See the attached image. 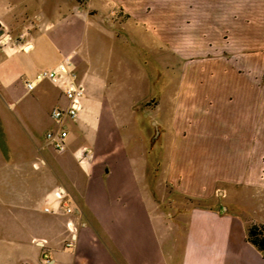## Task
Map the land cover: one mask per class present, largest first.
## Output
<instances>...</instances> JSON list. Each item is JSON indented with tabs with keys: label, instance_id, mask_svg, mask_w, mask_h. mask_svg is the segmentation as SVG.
<instances>
[{
	"label": "crops",
	"instance_id": "crops-1",
	"mask_svg": "<svg viewBox=\"0 0 264 264\" xmlns=\"http://www.w3.org/2000/svg\"><path fill=\"white\" fill-rule=\"evenodd\" d=\"M116 2L160 29L169 53L161 69L169 184L198 201L214 199L219 184L228 197L250 189L264 212V0H161L160 15L149 13L153 0H0V32L13 38L0 53V109H19L17 122L27 125L45 106H66L50 82L32 92L26 82L70 55L86 84L84 111L66 123L68 148L60 155L71 166L60 185L42 196L38 182L25 180V167L10 181V166H0L7 174L0 180V264H264L247 239L250 218L236 212L194 209L182 238L180 230L161 233L113 99L120 91L100 74L132 72L127 61L108 58L110 43L94 35L96 14ZM85 146L94 156L80 165L76 153ZM58 187L72 213L55 199Z\"/></svg>",
	"mask_w": 264,
	"mask_h": 264
},
{
	"label": "rangeland",
	"instance_id": "rangeland-1",
	"mask_svg": "<svg viewBox=\"0 0 264 264\" xmlns=\"http://www.w3.org/2000/svg\"><path fill=\"white\" fill-rule=\"evenodd\" d=\"M116 3L117 5L108 13L96 14L98 22L94 35L110 43L106 51L108 58L114 54L115 61L122 63L127 61L132 72L100 74L111 88L120 91L113 94V99L120 107L117 112L122 129L127 135L161 233L166 236L168 233L172 234L174 230H180L179 235L182 238L183 231L187 228L188 215L194 209L236 212L250 218L247 222L249 227L264 226L258 222L259 217L264 218V212L258 213L259 199L250 189L235 188L228 197L226 192L228 188L224 184H219L220 189L216 191L214 199L198 201L178 193L169 184L166 170L171 142L167 123L170 119L163 118L161 109L163 105L161 69L163 58L169 53L162 50L160 29L147 27L121 8L119 2ZM160 7L161 0H153L149 6V13L158 11L160 15ZM170 63L172 70L177 63L172 58ZM164 74L167 75V72ZM173 77L177 79L176 76H172L170 84ZM168 104L171 105V100L167 101L166 108ZM57 105L55 103L39 109L38 113L31 117L32 125L17 122L19 109H0V166H10L8 173L10 181L23 176L22 172L18 173L19 165L25 167V180L38 182L42 196L68 177L67 171L71 166V162L64 161L62 155L50 147L46 140L47 132L53 130V120L45 114L52 112L50 107L60 106ZM24 128H27L25 140L19 137ZM68 131L70 137V130ZM32 134L35 135L36 141L32 139ZM6 175L0 171V180L3 179L2 176L5 180Z\"/></svg>",
	"mask_w": 264,
	"mask_h": 264
},
{
	"label": "built area",
	"instance_id": "built-area-1",
	"mask_svg": "<svg viewBox=\"0 0 264 264\" xmlns=\"http://www.w3.org/2000/svg\"><path fill=\"white\" fill-rule=\"evenodd\" d=\"M13 38L6 29L0 32V53L9 48ZM48 81L58 87L68 104L64 107L55 108L52 111V119L58 123L57 130H51L46 134V140L54 150L59 154H64L68 148L69 131L66 123L68 121L77 120L84 111L83 99L86 94V84L81 78L74 56H67L64 61L55 69L41 71L35 80L26 82L27 89L32 92L41 82ZM94 156L93 149L90 147H82L76 153V160L80 165L88 164ZM54 197L61 202L68 213H72L73 209L69 206V194L63 187H58L54 191ZM46 212H50L48 207ZM38 246L44 247L46 242L43 240L35 241ZM69 247L74 246V241L68 244Z\"/></svg>",
	"mask_w": 264,
	"mask_h": 264
},
{
	"label": "trees",
	"instance_id": "trees-1",
	"mask_svg": "<svg viewBox=\"0 0 264 264\" xmlns=\"http://www.w3.org/2000/svg\"><path fill=\"white\" fill-rule=\"evenodd\" d=\"M247 239L264 256V226L253 225L249 227L247 230Z\"/></svg>",
	"mask_w": 264,
	"mask_h": 264
}]
</instances>
